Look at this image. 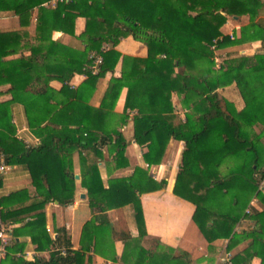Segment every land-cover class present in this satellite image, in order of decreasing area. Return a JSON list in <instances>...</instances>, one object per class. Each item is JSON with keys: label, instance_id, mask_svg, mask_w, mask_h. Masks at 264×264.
<instances>
[{"label": "trees", "instance_id": "1", "mask_svg": "<svg viewBox=\"0 0 264 264\" xmlns=\"http://www.w3.org/2000/svg\"><path fill=\"white\" fill-rule=\"evenodd\" d=\"M45 1L0 0V11H12L21 23L37 8L36 42L30 46L31 54L0 61V76L8 77L5 80L11 84V99L0 102V152L7 164L24 165L34 192L41 198L11 210L8 205L27 200L28 191L21 189L0 197V219L19 223L33 212V218L12 229L13 235L27 231L37 250L56 242L66 248V253L55 249L48 260L27 261L14 256L22 251L24 243L13 238L1 264L83 262L82 253L70 249L65 229L59 228L55 239L45 233V202L56 200L67 204L73 200L75 176L71 156L75 150L80 156V183L86 188L90 208L100 213L104 208L131 204L139 238L146 234L139 193L147 188H160L164 181H155L148 175L149 168L136 167L131 176L111 179L108 187H104L96 164L89 159L90 152L100 157L99 147L109 144L115 164L127 165L124 155L127 143L120 126L105 129L101 125L105 109L114 105L122 86L127 87L124 110H136L133 135L147 133L150 137L143 154L148 165L161 163L170 138L184 141L173 193L195 205L192 219L205 239L211 243L217 238H229V246L233 247L248 238L250 242L233 256L232 263L249 264L256 256L264 264V209L251 216L255 221L252 230L242 233L233 230L243 215L246 202L242 204V199L257 188L255 173L264 162L258 143L260 132L254 130L255 124L264 127V52L231 57L225 68L221 65L216 70L210 50L213 44L220 48L264 39L263 28L255 22L261 1L70 0L54 7L44 6ZM226 15H248L249 24L239 38L221 34ZM79 16L85 18V29L77 36L82 48L74 49L51 39L53 30L74 35L75 19ZM7 34L13 36L5 39ZM16 34L0 33V58L17 50ZM127 35L145 44L146 58H133L130 71L110 80L100 108L86 106V111L78 115L75 112L81 105L75 101L80 98L78 92L89 88L91 91L99 77L113 70L120 56L114 46ZM8 39L13 43L6 49L3 44ZM103 42L110 48L102 47ZM91 53L102 58L94 74L90 70ZM140 64L143 66L138 68ZM74 73L87 75L77 92L68 84ZM51 80L62 84L58 92L50 87ZM231 83L236 84L245 102L240 110L216 92ZM172 92L179 95L186 109L184 121L177 125L171 122ZM11 102L23 103L28 126L40 140L36 146L26 147L14 135ZM90 118L94 124H90ZM125 118L122 115L119 121L123 123ZM43 122L46 124L41 126ZM227 158H234L237 163L221 174L219 164ZM259 194L264 202V196ZM101 218L91 237L84 235L83 228L86 238V244L81 241L83 249L98 252L102 246L99 234L112 231L110 223ZM125 238L120 257L123 264H192L175 255L169 246L148 250L140 245L138 237Z\"/></svg>", "mask_w": 264, "mask_h": 264}, {"label": "crops", "instance_id": "2", "mask_svg": "<svg viewBox=\"0 0 264 264\" xmlns=\"http://www.w3.org/2000/svg\"><path fill=\"white\" fill-rule=\"evenodd\" d=\"M260 1L261 6L255 22L261 26L264 31V0ZM36 16L37 8H34L31 11L29 19L26 20L25 23H21L18 15L14 14L12 11H0V33H17L16 36L18 37L17 50L2 56L0 61H10L22 55L28 57L31 54L30 46L36 42L34 39L36 37ZM232 18V33H234L236 38H239L244 27L249 24V17L248 15H242L232 16ZM225 25L226 24H223L220 30H223ZM84 29L85 18L79 16L75 19L74 35L53 30L51 32V39L68 45L71 48L80 49L82 48V42L77 36L82 33ZM228 34L230 33L228 32ZM12 36L13 35L7 34L5 39ZM11 40L14 39L12 38ZM12 43L13 42L8 39L7 42L3 44V47L7 49ZM14 46L15 45H13V47ZM234 46H238L239 51L244 54L247 52L245 55L252 56L256 53L264 52V39L245 41L242 44ZM102 47L109 49L110 45L103 42ZM114 49L120 53V56L113 70L106 71L103 76L99 77L95 83L94 89L91 91L89 88L78 92L80 98L75 99L76 102L81 104L80 106L78 105L79 107L75 110L78 115L81 116L82 112L86 111V106L94 109L100 108L110 80L112 78H121L123 72L130 71L133 58L143 59L147 56V47L145 44L135 40L131 35L121 37L114 46ZM223 59L224 58H222V60ZM142 66L143 65L140 64L138 68ZM7 78L8 77H4V75L0 76V102H6L11 99V92L9 90L11 84L9 80H5ZM86 78L87 75L85 73H74L68 84L77 92ZM49 85L55 92H58L62 84L57 80H51ZM217 92L221 95L220 89L217 90ZM126 94L127 87L122 86L114 105L105 109L106 113L101 125L105 129L120 126L119 131L127 143L124 151L127 165L117 166L115 164L114 153L109 150V144H103L99 147V151L101 152L100 157L90 152L89 159L92 160V163L96 164L104 187H108L111 179L131 176L136 167L143 169L149 168L148 175H150L151 168L159 167L161 169V174L154 178V180L164 181L163 185L155 190H149L148 188L145 190L143 189L139 193L146 234L139 238V232L135 223L134 211L131 204H125L116 208H104L103 212L100 213L90 208L86 188L80 183V156L78 150H75L71 156L73 173L74 176L77 175V178L75 177L73 200L67 204H60L56 200H48L45 202V233L51 236L52 239H55L58 235L57 230L59 228L65 229L66 235L70 240V249L72 251H78L83 255V262L78 264H123L120 257L124 250L125 241L127 240L125 238L126 235L133 238L138 237L140 239V245L148 250H157L158 247L165 245L171 247L175 255L185 257L188 261H191L192 264H215L217 257L221 255V251L223 252L222 248L224 247V242H228L229 245V238H217L209 243L192 219L195 205L173 193V186L177 174L173 169L179 165L177 160L178 157L181 159V152L184 144H182L181 141L170 138L161 163L148 165L143 158V154L148 149L150 137L147 133L137 137L133 135V120L136 110L129 108L124 110ZM57 98L60 97L57 95ZM242 101L243 104L241 103L239 107L234 106L237 110L244 107L245 102L243 99ZM53 102V100H50V103ZM171 103L173 106L171 122L173 125H177L184 121L186 109L182 107L179 95L175 92L171 94ZM9 109L11 115L10 122L14 129L27 127L33 134V130L28 126L23 103L11 102L9 104ZM122 115H126L123 123L119 121ZM90 119V124H94L95 122H93V119ZM45 124L46 122H43L41 126ZM71 126L74 127L75 124H71ZM9 166L10 168L8 171L0 173V197L6 196L17 190L26 189L29 193V198L24 202L12 203L8 205V208L11 210L18 209L40 200L41 198L34 192L30 174L24 165L14 163L9 164ZM262 173H264V167L260 168L255 173L258 180L257 188L249 200V202L254 200V205L252 207L254 213L264 209V202L261 200L259 194L262 193L264 196V178L262 177ZM81 194L84 196L82 197ZM32 214L33 212L25 216L23 222L33 218ZM101 216L110 223L112 231L99 234L98 238L102 246L98 252L92 250V248L87 250L83 249L81 241L84 240V244H86V238L82 233L83 228L84 235H86V237H91L95 232V226L102 220ZM23 222L2 223L4 225H10L13 229L20 226ZM236 226L238 229H236ZM248 226L249 229H253L255 227V221L252 217L245 216L243 212L242 217L235 223L233 230L239 233L242 230H246ZM13 238L16 241L24 243L22 251L16 252L14 256H21L27 261L48 260L52 251L56 248L63 247L62 245L58 246L56 242H52L48 248L37 250L36 245L31 242L30 234L27 231H24L19 236L13 235ZM249 242V239L247 243L242 240L234 245V247L228 246L229 249L227 250L234 256L235 252L237 253L243 249ZM112 256L114 258H112ZM88 257H90L89 262ZM249 264H260V258L254 256Z\"/></svg>", "mask_w": 264, "mask_h": 264}, {"label": "rangeland", "instance_id": "3", "mask_svg": "<svg viewBox=\"0 0 264 264\" xmlns=\"http://www.w3.org/2000/svg\"><path fill=\"white\" fill-rule=\"evenodd\" d=\"M232 19L233 18H232L231 15H226V20L223 23V24H226V25H225V28H223V30H221V34L222 35H230L231 38L236 37L234 35V33H232V24H231L232 21H233ZM228 32L230 34H228ZM210 50L212 51V59L214 61L213 68L216 69V70L220 69L221 65H222V68L223 67L225 68L227 59H230L231 57H238V56H243V55L247 54V52L244 54L243 52L239 51L238 46H234V45L227 46V47H220V48L219 47H215L214 49L210 48ZM240 50H241V48H240ZM222 58H224V59L222 60ZM221 60L223 62H221ZM219 89H220L221 95L217 92V90H219ZM217 90H216V92L219 95V97L225 98L228 102H231L234 106L239 107V105L241 103L243 104V101H242L243 98H242V96L240 94V91H239V89H238V87L236 86L235 83L228 84V85H226L224 87H219V88H217ZM254 130L256 132H258V133L260 132V137H259L258 143H259V146L261 147V149L263 150V154H264V127H263V125H261L259 123V124H256V126L254 127ZM177 163L179 165L176 168L174 167V169H173L175 172L179 171V167H180V163H181V159L179 157H178ZM236 163H237V161L234 158L224 159L219 164L218 170H219V172L221 174H225ZM262 167H264V162L260 166V168H262ZM155 170H156L157 177H158L161 174V171H160L161 169L159 167H156ZM252 195L253 194L247 195V198L245 200L242 199V204L244 202H246V203L243 204L242 210H243L245 216L250 217V218L254 214L253 208H252L253 206H249V200H250ZM247 208H250V211L248 213L245 212V210ZM250 229H249V226L246 227V230L250 231ZM246 230H242V231H246ZM242 231H240L239 233H242ZM244 241H245V243H247L248 242V238L244 239ZM234 255H236V252H235Z\"/></svg>", "mask_w": 264, "mask_h": 264}, {"label": "built area", "instance_id": "4", "mask_svg": "<svg viewBox=\"0 0 264 264\" xmlns=\"http://www.w3.org/2000/svg\"><path fill=\"white\" fill-rule=\"evenodd\" d=\"M68 1L70 0H46L43 3V5L54 7L57 3L68 2ZM215 47H216L215 44L211 46L212 49H214ZM91 56H93V64L90 66L91 67L90 70L94 74L97 72L98 70L97 65L101 63L102 58L100 55H95L94 53H91ZM14 135L17 137V139L21 140L26 147L36 146L39 143L38 138L35 135H33L30 132L29 128L27 127L16 128ZM9 168L10 166L9 164L6 163L5 155L2 152H0V173H5L6 171L9 170ZM150 175L153 178L157 177L155 168H151ZM253 205H254V200L253 201L251 200L249 202V206H253ZM249 211H250V208H247L245 210L246 213H248ZM236 229H238L237 226H236ZM12 242H13V233H12L11 226L4 225L0 219V264H1V261L5 258L7 249L12 244ZM223 246H222L223 252L221 251V255L217 257L215 264H233L232 263L233 255L231 254L229 250H227L229 249L228 242H224ZM56 250H58L61 254L66 253L65 247H59V248H56Z\"/></svg>", "mask_w": 264, "mask_h": 264}, {"label": "water", "instance_id": "5", "mask_svg": "<svg viewBox=\"0 0 264 264\" xmlns=\"http://www.w3.org/2000/svg\"><path fill=\"white\" fill-rule=\"evenodd\" d=\"M181 143H182V144H184V142H183V141H181ZM75 177L77 178V175H75ZM81 196L83 197L84 195H83V194H81Z\"/></svg>", "mask_w": 264, "mask_h": 264}]
</instances>
